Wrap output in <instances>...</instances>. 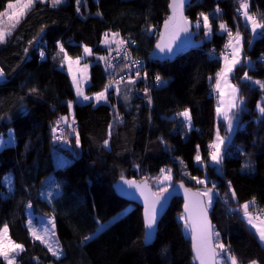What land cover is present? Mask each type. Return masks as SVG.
<instances>
[{
    "label": "trees",
    "instance_id": "trees-1",
    "mask_svg": "<svg viewBox=\"0 0 264 264\" xmlns=\"http://www.w3.org/2000/svg\"><path fill=\"white\" fill-rule=\"evenodd\" d=\"M8 2L0 0V11ZM169 3L81 0L77 12L75 0L58 7L37 2L1 45L0 67L5 75L0 85V137L13 132L14 142L0 150V227L7 224L11 239L24 246L17 264H195L190 238L179 220L183 215L181 200L173 201L156 241L146 245L142 208L116 194L114 186L121 179L151 185L153 178L161 176V169H171L175 181L190 189L196 185L190 176H207L219 196L225 195L229 202L226 208L221 207L220 198L210 212L221 242L230 246L241 264L251 260L264 264V247L237 210L253 198L255 206L264 210V116L257 108L264 101V92L242 81L247 72L252 79L264 82V36L252 41L249 25L237 12L239 0H194L187 17L195 25L201 12L208 15L210 37L206 38L202 27H195L202 43L199 48L172 62H151L160 29L170 15ZM249 3L251 13L264 14V0ZM221 23L233 33L239 30L243 34L244 59L252 65L244 62L232 78L244 101L239 112L241 128L227 142L222 163L212 166L208 145L215 139L217 104L215 80L210 77L221 70V62L212 60L210 53L221 52L225 43L227 33L219 29ZM149 27L155 33L150 34ZM105 33H119L120 39L136 41V55L147 60L151 75H160L166 86L156 89L136 83L128 100L110 91L107 104L79 102L69 74L61 67L63 54L57 42L72 59L83 58L84 46L91 49L92 56L86 60L91 66L90 85L85 93L92 96L108 85L99 59L110 53L102 44ZM33 88L37 91L32 92ZM144 88L149 89V105L138 95ZM116 108L119 119L113 129ZM185 109L191 113V131L178 115ZM62 116H67L68 122L74 119V126L64 123L57 127ZM109 125L111 137L105 148ZM220 130L227 133L222 123ZM75 133L80 137L79 146ZM61 134L63 142L72 144L70 148L57 139ZM56 150L64 153L69 163L57 164ZM197 150L202 166L195 160ZM245 164L249 167L244 168ZM30 210L36 216L54 217L63 250L60 258L32 238ZM115 217L119 218L109 224ZM100 225L104 227L97 231ZM86 236L92 239L82 243ZM0 264L5 262L0 259Z\"/></svg>",
    "mask_w": 264,
    "mask_h": 264
},
{
    "label": "snow or ice",
    "instance_id": "snow-or-ice-1",
    "mask_svg": "<svg viewBox=\"0 0 264 264\" xmlns=\"http://www.w3.org/2000/svg\"><path fill=\"white\" fill-rule=\"evenodd\" d=\"M45 3L46 0H9L6 5V8L3 11H0V44H5L8 41V37L12 35V32L17 28L20 22L26 17L28 12H30L35 4ZM50 3L51 7L60 6L64 0H47ZM77 4V12L80 11L79 5L81 4V0H75ZM189 2V0H170L169 8L171 9V15L167 17L164 22L163 28L164 31L159 35V42L156 44V48L161 52H171L173 50V44L180 38L181 33H188L190 28L192 27V21L188 19L187 16L184 15L185 5ZM250 3L249 0H239V6L237 8V12H240L243 16L246 24L250 26L251 32L254 36H264V14H259V16L254 15L250 12ZM219 8L216 9V13H219ZM100 15V13H97ZM195 27L200 29L201 27L204 29L205 36H210L212 34V25L209 22V16L205 13L201 12L195 21ZM219 29L221 32H226L229 40L226 45L227 48L231 49L230 56L224 57V67L216 73V83L215 88L223 97L225 92L222 88V84L224 88L230 89V98L225 105V102L221 100L220 105L216 108L217 115H223L224 119L228 122V129L231 131L233 128V116H230L229 113L232 109L238 107L236 103L237 93L239 89L235 85H231L229 83V77L236 69V66L243 63L241 56L243 51V43L244 38L241 36L239 30L236 31L235 35H233L232 31L228 28L225 23L219 24ZM152 29L149 27L147 31H151ZM43 31V29H41ZM119 33H112L111 40L109 39V34L105 33V44H116V51L120 53L124 52V59L127 60L130 53H128L126 45L128 41L124 39H118ZM31 43V41L29 42ZM134 43V41H133ZM249 45L251 42H248ZM58 47L60 49V53L63 54L61 59V67L67 63L69 74L72 75L73 84L76 88L77 97H82L83 100L88 101L92 99L91 97L84 94L80 81L75 73H73L72 65L79 64L82 57H77L73 60L68 54L65 52V49L62 44L57 42ZM27 51V49L25 50ZM84 54L91 55V49L87 46H84ZM41 57L44 56V53H40ZM100 60H105L107 63L106 57H99ZM261 60L264 61V54L261 56ZM135 64H139V61H133ZM108 67H112L110 63H107ZM128 67V65H125ZM88 65L85 64L83 68V72L86 73ZM5 75L4 69L0 67V78H3ZM136 77L140 78V72H136ZM144 78H147V73H144ZM242 79L251 81L252 78L248 76L247 72L244 73ZM155 81L157 85L166 83L163 81L160 75L155 76ZM129 83H135V80L129 78ZM254 84L259 85L260 89L264 91V82L262 81H253ZM111 83L105 86L104 91L95 94V100L100 102L102 100H107V91L111 87ZM32 92H36L35 88L31 89ZM117 94L119 95V89L117 88ZM148 89H145V94H147ZM127 99V97H125ZM149 103H151V98L149 97ZM243 100L241 99V104ZM69 109L72 108V101L68 102ZM258 111L261 116H264V104L257 105ZM179 116L184 118V121L191 126V113L189 109H185L184 111L178 113ZM119 119V117H117ZM61 121L65 124H68V117L62 116L56 122L57 127L61 123ZM75 121L73 119L72 124H68L69 128H72ZM111 128L112 125H109V139H105L103 144L105 148L109 147V140L111 137ZM74 130V129H73ZM57 128H53V132H56ZM57 139H64L63 134L57 137ZM76 145H80V137L78 133H75ZM12 139L6 143H12ZM224 144V138L221 137L219 130L216 131L215 139L212 143L208 145L210 149H212L210 153L211 160L219 165L223 160L222 155V145ZM199 149V146H197ZM195 160L197 163H202V158L200 156L199 150H197V154L195 156ZM244 168H248L249 165L245 164ZM7 179V178H6ZM190 179L196 181L197 184H202L206 186V181L204 179H200L194 176H190ZM159 184L163 185L166 181H172L171 169L165 171L161 169V177L157 178ZM129 186H135L139 189L141 196L144 197L145 211H144V227L146 229L145 242L147 243L154 236V229L157 225V205L161 204V201L165 199L164 193L167 191V187L158 188L157 191H152L148 186L147 181H144L141 184H137L136 181H125ZM170 186V184H169ZM181 188H184V184L181 182L179 185ZM11 189V185H9ZM215 186H213L214 188ZM229 190L231 191V197L235 199L236 193L235 190L231 189V182H229ZM186 203L184 205L185 213L187 215H181L180 219L185 221L184 227L186 229L191 230V239H192V247L194 250V260L199 261V264H241V261L238 260L237 256L231 252L230 246L225 245L220 241L219 232L214 231V226L211 225L208 220V208L211 207L214 192L213 189L209 188L206 191H197L192 192L188 188H184ZM58 194V193H57ZM227 196V194H226ZM52 198H55L53 196ZM206 198V201L205 199ZM227 202V201H226ZM255 204V199L252 201L246 202L241 205L244 218L247 223L255 230V234L258 236V239L262 245H264V210H261L260 213H257L255 216L249 212L250 205ZM31 207V205H29ZM191 221V223H189ZM52 226L51 231L47 228L44 229L43 234H40L35 228L31 227L32 221L29 220V231L34 240H38L41 243L46 244L48 251L52 253L53 256L59 258L63 254L62 248H60L58 241L53 245L52 237L55 235V221L54 218L49 221ZM103 225L97 229L103 228ZM95 233L93 234V236ZM92 239V236H86L82 243H85ZM24 251V246L22 244H18L13 241L9 235V226L4 224L0 227V258L5 262V264H15L17 257L21 252ZM221 253H224L227 256V260L225 261L224 257L221 256ZM249 264H258L257 260H251Z\"/></svg>",
    "mask_w": 264,
    "mask_h": 264
},
{
    "label": "rangeland",
    "instance_id": "rangeland-1",
    "mask_svg": "<svg viewBox=\"0 0 264 264\" xmlns=\"http://www.w3.org/2000/svg\"><path fill=\"white\" fill-rule=\"evenodd\" d=\"M46 2H47V0H46ZM68 2V0H64V2L63 3H67ZM249 28H250V26H249ZM13 33V32H12ZM153 33H155L153 30L151 31V33L150 34H153ZM233 33V32H232ZM250 33H251V35H252V37H251V39H252V41H255L257 38H259V36L258 35H256V36H254V34L251 32V28H250ZM233 35H235V33H233ZM241 36L244 38V42H245V37L243 36V34H241ZM210 36H207L206 38H209ZM227 37H228V35H227ZM226 37V38H227ZM111 34L109 35V39L111 40ZM159 38V37H158ZM8 39H9V37H8ZM119 39V38H118ZM158 40V39H157ZM103 46L104 47H107V48H110V51H112L113 49L115 50L116 49V44L115 43H112V44H105L104 43V41H103ZM1 45H3V44H0V47H1ZM112 45V46H111ZM231 51V49H229V52ZM243 51H244V43H243ZM92 56V54L91 55H85L84 54V57L80 60V63L79 64H73L72 65V69H73V73H75L76 75H77V77H78V79H79V81H80V86H81V88H82V90H83V92H84V94L86 95V93H85V85H86V83L88 82V76H89V74H88V69H87V71H86V73H84L82 70H83V68H84V65L85 64H88L87 63V59H89L90 57ZM229 56H230V54H229ZM42 59H45V55L42 57ZM241 59H242V61H243V53H242V56H241ZM73 60H75V59H73ZM103 62H106L105 60H102V64H103ZM220 62H221V66H222V64L224 63V58L222 59V60H220ZM244 62H246L247 63V65L248 66H250L251 67V62L249 61V60H246V61H244ZM243 63H241V64H239V65H237L236 66V69L234 70V72L232 73L233 75H235L236 74V71H237V69H238V67H240L241 65H242ZM223 67V66H222ZM62 69H64L68 74H69V71H68V66H67V63H65L64 64V66L62 67ZM222 69V68H221ZM232 74L230 75V77H229V83L231 84V85H235L237 88H239V86L236 84V83H233V81L231 80V77H232ZM69 76L71 77V79H72V75H70L69 74ZM4 78V77H3ZM3 78H1V79H3ZM132 80H135V83L133 84V83H129L128 81H126V82H128V83H126V84H111L112 86L108 89L109 91H107V93H106V95H107V100L106 101H104V100H102V101H100V102H97L95 99L93 100V101H95V103L96 104H100V103H108L109 102V92L112 90V91H114L113 93L116 95V97L117 98H122L123 100H128L129 98H131V97H133V85H135L136 83H141L139 80V78H137L136 76L134 77V78H132ZM72 81H73V79H72ZM242 81H245V79H243ZM253 81H256V80H254V79H252L251 80V82L253 83ZM73 86H74V89H75V92H76V88H75V85L73 84ZM252 86H254V88H258V89H260V87H259V85L257 86V85H255L254 83L252 84ZM144 87H145V85H144ZM117 88L119 89V95L117 94ZM222 88H223V90H224V92H225V95L222 97L221 95H220V93L217 91V102H219L218 104L220 105V103H221V100H223L224 102H225V105L227 104V102H228V99L227 98H229V94H230V89L229 88H224V86H223V84H222ZM144 89H146V88H144ZM149 90V89H148ZM261 90V89H260ZM262 91V90H261ZM262 92H264V91H262ZM142 93H144L145 94V91H139L138 92V95L139 96H141V97H143L144 98V100H145V103H147L148 105L150 104L149 103V97H148V93H149V91L147 92V98L144 96V95H141ZM125 97H127V99L125 98ZM78 99V101L79 102H81V103H88V101H85V100H83V98L82 97H77ZM240 99H242V97L240 98V90H239V92L237 93V99H236V103H238L239 101H240V103H241V100ZM244 102V101H243ZM264 103V101H262L260 104H263ZM72 110H73V108H72ZM116 111H114V121H113V129H115L116 128V126H117V123H118V119H117V117H118V115H119V111L117 110V108L115 109ZM239 113V112H238ZM230 115V114H229ZM237 114L236 113H234V114H231L230 116H233L234 117V119H233V128H232V130L230 131L229 129H228V122L224 119V117H223V115H219L218 117L220 118V119H224L225 121H226V123H227V125H226V127H227V131L229 132V134L230 135H233L236 131H237V128H238V118H237V116H236ZM64 123H60L59 125H63ZM68 124H72V122H68ZM74 126V125H73ZM217 129L219 130V133H220V135H221V137H223L224 138V144L222 145V155H223V158H224V150H225V144H226V141H227V139L225 138V136L222 134V132H221V130H220V128L219 127H217ZM217 131V130H216ZM216 136V135H215ZM7 137V138H6ZM2 136V137H0V150H2L3 148H5V147H8V146H10L14 141V135H13V132H9L8 133V135L7 136ZM6 138V139H5ZM12 139V143H6L7 141H9V139ZM59 141H60V143H61V145L62 146H67L68 148H70L71 146H72V144L71 143H69V144H71V145H67L66 143H67V141H64L63 142V140L62 139H59ZM211 151H212V149H210V153H211ZM56 157H57V161H56V163L57 164H60V165H66L67 163H69V158L66 156V155H64V153H62V152H60L59 150L57 151L56 150ZM223 161V160H222ZM222 163V162H221ZM199 164V166H200V164L201 163H198ZM60 165H57V166H60ZM210 165H217V164H215L212 160H211V157H210ZM171 174H172V181L171 182H165L163 185H161V184H159L158 183V181H157V178H160L161 176H159V177H156V178H153L152 180H151V187L153 188V190H154V192L155 191H157V189L158 188H162V187H167V190H169L170 188H172V187H174L176 184H179L180 182H176L175 180V175H174V173L171 171ZM204 180L206 181V186L205 185H202V184H197L196 183V185H195V188H194V190H196V191H201V192H203V191H206L207 189H209V188H211V189H213V192H214V199H213V202H212V205H211V207H209L208 209H209V211L210 212H212V210H213V206H214V204L216 203V202H218V201H220L221 199H223V202H220V206L221 207H224V208H226V206H228L229 205V202L227 201V199L225 198V195H224V198H221L220 196H219V193H218V191H216L214 188H213V186H215V184L214 183H210V181H209V178L206 176L205 178H204ZM196 182V181H195ZM209 183L211 184V187H210V185H209ZM169 184H170V186H169ZM190 189V188H189ZM193 189V188H192ZM223 197V196H222ZM221 198V199H220ZM206 199V198H205ZM227 201V202H226ZM225 202V203H224ZM226 204V205H225ZM256 204H254V207H252V212L253 213H255V215L257 214V213H260L261 212V210H259L258 209V207H256L255 206ZM54 217L53 216H36L33 212H32V210H30V212H29V220H31L32 221V224H31V227H33V228H35L40 234H43V232H44V229L45 228H47V229H49L50 231H51V229H52V226H51V224L49 223V221L50 220H52ZM119 217H115V218H113L110 222H109V224H112L113 222H115L117 219H118ZM179 220L181 221V222H183L184 224H185V221H183V220H181L180 218H179ZM54 221H55V219H54ZM247 224V223H246ZM54 232H55V235L52 237V243H53V245L55 246V243L58 241V243H59V240H58V238H57V234H56V226H55V229H54ZM216 232H218L217 231V229H216ZM184 233H185V235H186V237H188V238H190L191 237V233H190V230L189 229H186L185 227H184ZM33 238V237H32ZM35 241H37V242H40V241H38V240H35ZM220 241H221V236H220ZM41 243V242H40ZM41 244H43L46 248H47V246H46V244H44V243H41ZM59 246H60V243H59ZM263 247H264V245H262ZM60 248H61V246H60ZM48 249V248H47ZM51 253V252H50ZM52 254V253H51ZM63 255V254H62ZM61 255V256H62ZM60 256V257H61ZM221 256H223L224 257V259H226L227 258V256L224 254V253H221ZM55 257V256H54ZM59 257V258H60ZM18 258V257H17ZM55 258H57V257H55ZM0 259H2V258H0ZM15 264H17V259H16V262H15Z\"/></svg>",
    "mask_w": 264,
    "mask_h": 264
},
{
    "label": "water",
    "instance_id": "water-1",
    "mask_svg": "<svg viewBox=\"0 0 264 264\" xmlns=\"http://www.w3.org/2000/svg\"><path fill=\"white\" fill-rule=\"evenodd\" d=\"M193 1L194 0H189V2L185 5V8H184V15L185 16H187V8L192 4ZM169 12L171 15V9L170 8H169ZM163 31H164V28L162 26L160 29V33ZM160 33H159V35H160ZM198 36H199V33L195 31V25L192 22V27L190 28V31L188 33H181L180 38L178 40H176V42L173 44V50L171 52H168V51L161 52L159 49L156 48V44L159 42V38H158V40H157V42H156V44H155V46H154V48L150 54V60L152 62H155V63H164L166 61L172 62L175 59H177L179 56L186 55V54L190 53L191 51L199 48L202 45V43L197 40ZM3 81H4V79L0 78V85L2 84ZM131 180L136 181L137 184H141V185L144 182V181H137L135 179H131ZM125 181H129V180L128 179H121L114 186L116 194L120 198L130 202L131 204H134V205L142 208L143 219H144V211H145L144 197L141 196L140 191L137 187L129 186L127 183H125ZM147 184L151 188V190L154 191L148 182H147ZM179 185H180V183L176 184L174 187L167 190L164 193L165 199L161 201L160 205H157V225H156V228L154 229V236L147 243L145 242L146 245H152L156 241V238H157V235L159 232L160 223H161L162 219L164 218V216L166 215V213L168 212V210L170 209L173 201H175L177 199L181 200L183 203V207H182L183 215H187V213H185V209H184V205L186 203L184 188H187V187L184 185V188H181ZM190 190L192 192H197L194 189H190ZM205 201H206V199H205ZM208 220L210 221L211 225L214 226L212 219H211L209 209H208ZM189 223H191V221H189ZM214 231H215V228H214ZM145 233H146V229H145ZM190 233H191V230H190ZM145 240H146V237H145ZM190 242L192 244L191 237H190ZM192 255L194 257L193 247H192ZM194 263L199 264V261L194 260Z\"/></svg>",
    "mask_w": 264,
    "mask_h": 264
},
{
    "label": "built area",
    "instance_id": "built-area-1",
    "mask_svg": "<svg viewBox=\"0 0 264 264\" xmlns=\"http://www.w3.org/2000/svg\"><path fill=\"white\" fill-rule=\"evenodd\" d=\"M254 15L259 16V13H252ZM239 17L243 18L241 13L239 12ZM126 48L128 53H130L127 60L124 59V52L121 51L120 53H117L116 50L110 51V53L106 56L107 63H110L112 67H108L106 62H103V69L106 73L108 85L111 84H122L126 81H129V78H134L136 75V72H140V82L147 86L154 87L156 89H162L166 86V83L157 85L155 81V76H152L149 71V65L147 60L144 57L137 56L135 53V50L138 48V43L133 40H128ZM229 37L226 38L225 43L222 47L221 52H217L216 50H213L210 53V57L212 60L220 61L225 56H229L231 51L229 52L230 48H227L226 45L228 43ZM44 60V59H42ZM133 61H139V64L133 63ZM149 61H151L149 59ZM152 62V61H151ZM125 65H128V67H125ZM144 73H147V78H144ZM164 81V80H163Z\"/></svg>",
    "mask_w": 264,
    "mask_h": 264
},
{
    "label": "crops",
    "instance_id": "crops-1",
    "mask_svg": "<svg viewBox=\"0 0 264 264\" xmlns=\"http://www.w3.org/2000/svg\"><path fill=\"white\" fill-rule=\"evenodd\" d=\"M249 31H250V28H249ZM251 34V33H250ZM251 37H252V35H251ZM119 39H120V37H118ZM112 46V45H111ZM242 53H243V63H244V61H245V59H244V51H242ZM84 57V56H83ZM249 60V59H248ZM250 61V60H249ZM246 63V62H245ZM247 64V63H246ZM88 65V74H89V76H88V82L86 83V85H85V91H86V89H87V87L90 85V68H91V66L89 65V64H87ZM252 65V64H251ZM222 66L224 67V63L222 64ZM221 66V68H223ZM217 73V72H216ZM216 73H214V74H212V76L210 77V79H212V78H214V80H215V83H216ZM233 74H232V77H231V80L233 81ZM71 78V77H70ZM4 79V78H3ZM243 80V79H242ZM71 81H72V79H71ZM245 82H249V83H251V84H253L251 81H249V80H245ZM234 83V82H233ZM72 84H73V81H72ZM256 85V84H255ZM258 86V85H257ZM74 87V86H73ZM239 90H240V87L238 88ZM213 90H214V93L215 94H217V91H216V88H215V84L213 85ZM109 91V90H108ZM112 91V90H111ZM141 95H144L146 98H147V94H144V93H142ZM77 96V95H76ZM89 97H91L92 99H90L89 101H88V103H94L95 105H102V104H107V103H100V104H96L95 103V101H93L94 99H95V95H92V96H89ZM148 97H150L149 96V94H148ZM109 98V97H108ZM143 98V97H142ZM229 98H230V96H229ZM229 98H227L228 100H229ZM240 98H241V90H240ZM78 99V98H77ZM241 100V99H240ZM109 103V102H108ZM219 102H217V95H216V104H217V107L219 106V104H218ZM243 104H244V102L241 104L240 103V101L237 103V105H238V107L237 108H235V109H232V111L229 113L230 115L231 114H234V113H236L237 115V118H238V121H239V114L240 113H238V112H240V110L242 109V107H243ZM183 120H184V118H183ZM216 122H217V125H216V130H217V127H219L220 128V124L222 123V124H224L225 125V130H226V134H223L224 136H225V138L227 139V141H226V144H227V142L231 139V137L233 136V135H230L229 134V132L227 131V127H226V125H227V123H226V121L224 120V119H220L219 117H218V115H217V113H216ZM184 123H185V125H186V127H187V129L189 130V131H191L192 129H193V125H192V121H191V126L189 127V125L184 121ZM238 128H241V126H240V124H239V122H238ZM237 128V129H238ZM215 135H216V133H215ZM226 144H225V148H226ZM225 151V150H224ZM200 166H202V163L200 164ZM252 207H254V205H250V207H249V212H251L254 216H255V213H253L251 210H252ZM237 210L239 211V213H240V215H241V217H242V219L247 223V221H246V219L244 218V215H243V211H242V208L240 207V208H237ZM247 225L254 231V233H255V230L247 223ZM258 237V236H257ZM227 260V258L225 259V261Z\"/></svg>",
    "mask_w": 264,
    "mask_h": 264
}]
</instances>
